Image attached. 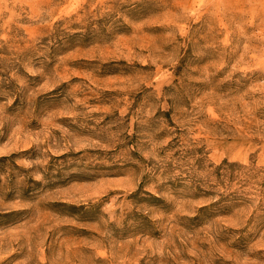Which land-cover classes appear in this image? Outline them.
Returning <instances> with one entry per match:
<instances>
[{
  "label": "rangeland",
  "instance_id": "374dc122",
  "mask_svg": "<svg viewBox=\"0 0 264 264\" xmlns=\"http://www.w3.org/2000/svg\"><path fill=\"white\" fill-rule=\"evenodd\" d=\"M0 264H264V0H0Z\"/></svg>",
  "mask_w": 264,
  "mask_h": 264
}]
</instances>
